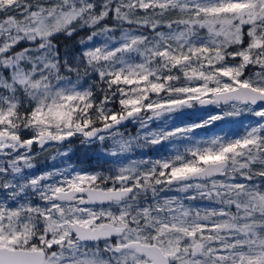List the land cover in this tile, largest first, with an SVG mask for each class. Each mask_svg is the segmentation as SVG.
<instances>
[{"label":"snow or ice","instance_id":"1","mask_svg":"<svg viewBox=\"0 0 264 264\" xmlns=\"http://www.w3.org/2000/svg\"><path fill=\"white\" fill-rule=\"evenodd\" d=\"M0 264H264V0H0Z\"/></svg>","mask_w":264,"mask_h":264},{"label":"rangeland","instance_id":"2","mask_svg":"<svg viewBox=\"0 0 264 264\" xmlns=\"http://www.w3.org/2000/svg\"><path fill=\"white\" fill-rule=\"evenodd\" d=\"M137 130V128H136V126L135 125H130L129 127H128V131H130V132H132V133H135V131ZM81 145H79V143H75V144H73L72 146H71V148H72V151H71V155H72V157H73V155H76L77 153V151H78V149H79V147H80ZM55 154V152H54V150H50L49 152H47V153H43L40 157H39V160H40V166L41 167H46V166H48V165H50L51 163H53V161L50 159V157L52 156V155H54ZM147 155H149V156H151L152 158H157V157H159L160 155H161V153L160 152H157V151H155V150H149L148 151V153H147ZM136 156H137V158L139 157V152H137L136 153ZM59 159V158H58ZM87 166H95V165H87Z\"/></svg>","mask_w":264,"mask_h":264},{"label":"trees","instance_id":"3","mask_svg":"<svg viewBox=\"0 0 264 264\" xmlns=\"http://www.w3.org/2000/svg\"><path fill=\"white\" fill-rule=\"evenodd\" d=\"M76 153H77L76 155H73V161H75V160H83V159H86L87 156L91 155L90 153L86 154L84 152V150L82 149V146L79 147V149H78V151ZM91 164L96 166V163H95L94 160L91 161Z\"/></svg>","mask_w":264,"mask_h":264},{"label":"water","instance_id":"4","mask_svg":"<svg viewBox=\"0 0 264 264\" xmlns=\"http://www.w3.org/2000/svg\"><path fill=\"white\" fill-rule=\"evenodd\" d=\"M130 126V124L128 125V127Z\"/></svg>","mask_w":264,"mask_h":264}]
</instances>
